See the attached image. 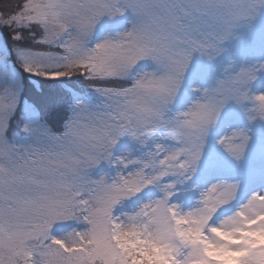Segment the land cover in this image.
Segmentation results:
<instances>
[{
    "label": "snow or ice",
    "instance_id": "6c2138e0",
    "mask_svg": "<svg viewBox=\"0 0 264 264\" xmlns=\"http://www.w3.org/2000/svg\"><path fill=\"white\" fill-rule=\"evenodd\" d=\"M5 8L11 11L0 9V25L13 29V41L30 29L34 44L49 46L15 47L24 72L82 75L102 100H76L62 130H53L37 122L34 104L18 111L20 82L0 69V264H264V193L218 223L213 218L235 198L236 184L211 185L185 212L171 202L173 181L138 211H116L166 177L190 178L229 103L264 122V93L249 90L264 63L235 72L229 64L213 86L193 89L198 98L174 110L194 58L220 57L243 25L264 17V0H6ZM117 16L129 26L93 42L98 26ZM124 138L146 156H118ZM249 141L235 130L219 143L240 159ZM105 162L126 171L93 178ZM67 221L84 227L54 235Z\"/></svg>",
    "mask_w": 264,
    "mask_h": 264
},
{
    "label": "rangeland",
    "instance_id": "374dc122",
    "mask_svg": "<svg viewBox=\"0 0 264 264\" xmlns=\"http://www.w3.org/2000/svg\"><path fill=\"white\" fill-rule=\"evenodd\" d=\"M129 26V18L117 16L106 19L98 26V33L93 42L103 40L107 35L118 31H124ZM13 52L16 54L15 49ZM12 50L7 47L6 41L0 32V69H5L15 75L21 81L19 70L9 60ZM264 63V17L258 16L249 24L243 25L237 32L236 38L225 45V52L213 61L206 58L195 57L192 70L186 77V84L175 105V111L184 110L190 102L194 101L200 93L193 91L195 88H208L215 84L216 80L224 75L225 68L232 64L230 72L238 71L241 67L259 65ZM145 64L138 65L136 71H142ZM147 66H151L148 62ZM198 73L194 78L193 72ZM250 94L256 96L264 93V72L257 74L249 85ZM21 92V91H20ZM89 104L96 105L89 99H83ZM252 106V102H248ZM39 123V122H38ZM235 130H244L250 136L244 155L240 159L233 157L226 148L219 143L222 137L230 136ZM24 142H27V138ZM23 143V141H20ZM127 147L124 152L123 148ZM118 156H131L133 159H143L147 149L124 138L115 149ZM118 171L126 169L117 167L115 163L109 165L107 162L92 170L93 178L99 176L113 177ZM176 182L172 203L179 205L183 211H189L198 206L203 193L213 184L228 183L236 184L237 192L235 198L228 204L222 206L215 214L214 222H220L227 216L232 215L239 207L246 203L256 192L264 193V122L257 120L251 122L244 108L235 103H229L222 112L218 122L209 128L202 157L190 178H179L169 176L157 184L147 186L138 195L125 199L117 208V215L131 214L139 208L163 195L162 184ZM72 226L74 229L83 228V224L74 221L60 222L57 226ZM55 235V231L53 230ZM58 236V235H57Z\"/></svg>",
    "mask_w": 264,
    "mask_h": 264
},
{
    "label": "trees",
    "instance_id": "16d2710c",
    "mask_svg": "<svg viewBox=\"0 0 264 264\" xmlns=\"http://www.w3.org/2000/svg\"><path fill=\"white\" fill-rule=\"evenodd\" d=\"M6 0H0V9L11 11L5 8ZM25 40L13 41V29L4 25H0V32L5 38L7 47L12 50V54L8 57L13 65L21 74V105L18 111H22L23 102L34 104L40 113L37 122L47 124L53 130H62V124L69 114V110L76 100L89 99L99 104L102 98L96 93L92 84L82 75H74L72 77H62L52 80L42 76H35L24 72L21 67V61L17 58L13 49L18 45L24 48H32L36 50H49V46L34 44L32 38L28 36L30 29H24ZM24 135L21 134L20 141L25 143ZM127 151V147L123 148ZM84 226V225H83ZM72 226L62 225L54 228L55 235L63 236L70 232ZM73 231V230H72Z\"/></svg>",
    "mask_w": 264,
    "mask_h": 264
}]
</instances>
